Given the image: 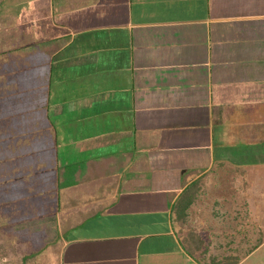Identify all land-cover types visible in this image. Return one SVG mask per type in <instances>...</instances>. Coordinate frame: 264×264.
<instances>
[{"label": "crops", "instance_id": "obj_1", "mask_svg": "<svg viewBox=\"0 0 264 264\" xmlns=\"http://www.w3.org/2000/svg\"><path fill=\"white\" fill-rule=\"evenodd\" d=\"M0 6L2 264H264V0Z\"/></svg>", "mask_w": 264, "mask_h": 264}, {"label": "rangeland", "instance_id": "obj_2", "mask_svg": "<svg viewBox=\"0 0 264 264\" xmlns=\"http://www.w3.org/2000/svg\"><path fill=\"white\" fill-rule=\"evenodd\" d=\"M0 264H2V183H0Z\"/></svg>", "mask_w": 264, "mask_h": 264}, {"label": "trees", "instance_id": "obj_3", "mask_svg": "<svg viewBox=\"0 0 264 264\" xmlns=\"http://www.w3.org/2000/svg\"><path fill=\"white\" fill-rule=\"evenodd\" d=\"M2 5V4H1ZM0 7H2V6H0Z\"/></svg>", "mask_w": 264, "mask_h": 264}]
</instances>
